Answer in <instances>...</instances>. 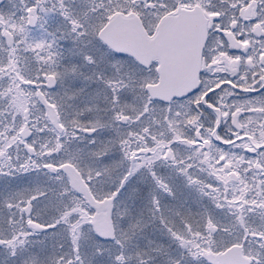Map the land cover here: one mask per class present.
<instances>
[{
  "label": "snow or ice",
  "instance_id": "1",
  "mask_svg": "<svg viewBox=\"0 0 264 264\" xmlns=\"http://www.w3.org/2000/svg\"><path fill=\"white\" fill-rule=\"evenodd\" d=\"M0 264H264V0H0Z\"/></svg>",
  "mask_w": 264,
  "mask_h": 264
}]
</instances>
